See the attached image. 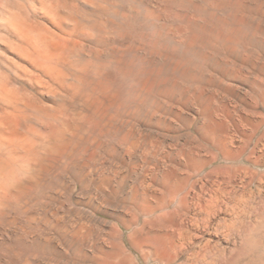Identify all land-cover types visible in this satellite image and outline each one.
<instances>
[{
	"label": "bare ground",
	"instance_id": "6f19581e",
	"mask_svg": "<svg viewBox=\"0 0 264 264\" xmlns=\"http://www.w3.org/2000/svg\"><path fill=\"white\" fill-rule=\"evenodd\" d=\"M259 12L0 0V264H264V197L195 185L264 181Z\"/></svg>",
	"mask_w": 264,
	"mask_h": 264
},
{
	"label": "rangeland",
	"instance_id": "374dc122",
	"mask_svg": "<svg viewBox=\"0 0 264 264\" xmlns=\"http://www.w3.org/2000/svg\"><path fill=\"white\" fill-rule=\"evenodd\" d=\"M257 2H261L263 0H256ZM250 17H252L254 19V23L253 25L248 29V33L246 34V36H244V42L247 44L252 45V47H254L255 49V57H261L264 58V13L263 12H259L257 14H245L243 16L244 19H250ZM259 22H262V24H258ZM251 33H259L260 37H256L255 35L252 36ZM183 49H180L179 53H182ZM195 51V50H194ZM247 54H249L248 52L245 51H241V53L239 54L241 57V59H244L245 57H247ZM193 62L196 63V59L193 58ZM241 88H244L242 86H240ZM240 88V89H241ZM185 131V132H184ZM196 132L193 129V125L188 124L187 126H185L184 128H182L181 130H179L177 133L175 132L174 135L180 134L181 138H185V137H192ZM183 135V136H182ZM170 137H167L166 140L167 142L171 141L170 139H168ZM176 138H174L175 141ZM261 148V146H260ZM259 147L256 148V153H261V165L258 167H255V169H257L258 171L264 170V150H261ZM263 151V153H262ZM246 161H242V165H248L247 163H245ZM252 168H254L253 166H250ZM208 178H204L202 177V179L198 180L195 185H226L227 190L228 191H233L236 189V191L239 192H243L245 194L246 197H248L249 194H255L252 195V197L254 198V200H259L260 198L264 197V181H254L252 184L250 183V186H241V185H249L246 183H242L241 179L238 178V176L234 177L231 181L226 182V181H218L215 180L213 175L212 176H207ZM257 182V183H256ZM228 185V186H227ZM253 191V192H252ZM251 192V193H250ZM258 195V196H257ZM256 197V198H255ZM239 203V200H236ZM224 215V214H223ZM224 216H226L227 218H229L231 215L230 213H226ZM210 237L213 240H217V237L214 235H210L209 234H205V238ZM218 243L223 246L226 250L229 249V247L231 246V242L224 240L223 237L218 238ZM249 260V258L247 257H241L240 259L236 260L234 262V264H244L247 263V261ZM244 261V263H243Z\"/></svg>",
	"mask_w": 264,
	"mask_h": 264
}]
</instances>
